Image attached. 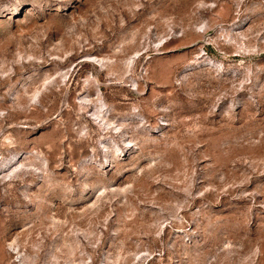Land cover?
I'll use <instances>...</instances> for the list:
<instances>
[{
  "label": "rangeland",
  "instance_id": "1",
  "mask_svg": "<svg viewBox=\"0 0 264 264\" xmlns=\"http://www.w3.org/2000/svg\"><path fill=\"white\" fill-rule=\"evenodd\" d=\"M0 264H264V0H0Z\"/></svg>",
  "mask_w": 264,
  "mask_h": 264
}]
</instances>
